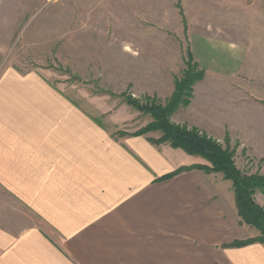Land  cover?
<instances>
[{
	"label": "crops",
	"instance_id": "1",
	"mask_svg": "<svg viewBox=\"0 0 264 264\" xmlns=\"http://www.w3.org/2000/svg\"><path fill=\"white\" fill-rule=\"evenodd\" d=\"M257 43L204 35L191 50L208 73L231 76ZM44 72L0 71V186L55 236L0 225V264H264L263 243L231 245L253 236L222 178L162 179L198 157L146 135L116 138Z\"/></svg>",
	"mask_w": 264,
	"mask_h": 264
},
{
	"label": "rangeland",
	"instance_id": "2",
	"mask_svg": "<svg viewBox=\"0 0 264 264\" xmlns=\"http://www.w3.org/2000/svg\"><path fill=\"white\" fill-rule=\"evenodd\" d=\"M204 35L260 43L250 64L225 76L208 73L194 57L191 38ZM262 39L264 0H0V71H45L49 82L87 112L102 115L118 139L143 131L159 145H170L161 142V130L150 127L151 114L127 100L165 105L188 64L194 69L197 62L204 75L192 85L189 104L170 121L228 144L236 165L248 174H264ZM196 157L198 164L211 166ZM216 175L236 209L232 182ZM255 199L264 207V194L257 192ZM29 224L55 236L40 216L0 186V225ZM245 229L259 235L249 225Z\"/></svg>",
	"mask_w": 264,
	"mask_h": 264
},
{
	"label": "trees",
	"instance_id": "3",
	"mask_svg": "<svg viewBox=\"0 0 264 264\" xmlns=\"http://www.w3.org/2000/svg\"><path fill=\"white\" fill-rule=\"evenodd\" d=\"M188 52L190 59H193L191 51L189 50ZM194 63V69L188 64L189 71L181 80L177 81L176 90L165 105L156 101L146 102L143 105L138 100L130 97L127 102L137 110L151 114L154 121L150 127L162 131L161 142H168L173 148L181 149L190 155L201 156L211 164V166L201 164L181 166L162 179L194 169H200L206 173H221L223 179L232 182L237 212L241 222L255 228L259 232L257 236L236 240L231 245L245 246L256 242L264 244V207L257 203L255 199L257 192L264 194V174L245 173L236 165L234 161L235 152L228 144L224 147L212 137L200 134L197 129H188L186 126L174 124L170 121V117L180 106L189 104L192 85L204 75V70L199 69L197 62ZM144 134L145 132L142 131L131 135ZM149 140L153 144L159 145L151 138Z\"/></svg>",
	"mask_w": 264,
	"mask_h": 264
}]
</instances>
